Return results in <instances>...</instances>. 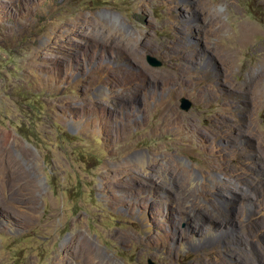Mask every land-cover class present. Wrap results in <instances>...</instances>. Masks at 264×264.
I'll use <instances>...</instances> for the list:
<instances>
[{"label":"rangeland","instance_id":"obj_1","mask_svg":"<svg viewBox=\"0 0 264 264\" xmlns=\"http://www.w3.org/2000/svg\"><path fill=\"white\" fill-rule=\"evenodd\" d=\"M150 261L264 264V0H0V264Z\"/></svg>","mask_w":264,"mask_h":264},{"label":"bare ground","instance_id":"obj_2","mask_svg":"<svg viewBox=\"0 0 264 264\" xmlns=\"http://www.w3.org/2000/svg\"><path fill=\"white\" fill-rule=\"evenodd\" d=\"M193 54L195 55V52L194 51H192L189 55H191V56H193ZM171 111V110H170ZM233 176V175H232ZM148 178H149V181L151 182V184L153 185V186H155V189L157 188V189H162V188H167L168 186H171L174 182L176 183L177 182V184H178V180L177 179H175V180H171L170 181V183L169 182H166V181H164V180H162V179H160V177L157 175V174H155L154 172H150L149 174H148V176H147ZM180 178V177H179ZM239 178H240V176H239ZM183 178L181 177L180 178V180H182ZM233 179V178H232ZM242 179V178H241ZM184 180V179H183ZM240 181V180H239ZM239 181H237V182H239ZM186 182V181H185ZM236 182V181H235ZM219 184V183H218ZM224 184V183H223ZM233 183H228V184H225V185H222V186H225V187H227L228 189L229 188H232L233 187V185H232ZM184 187V186H183ZM237 187H239V188H245L246 190H247V192L248 191H254L255 189H254V187H251L248 183H246V182H242V181H240L239 182V184L237 185ZM171 188V187H170ZM172 191H173V189H172ZM182 192H183V189L181 190ZM205 191V193H206V195L207 196H210V198H212V200L215 198V197H217V193L215 192H208V190H204ZM244 193V192H243ZM248 194V193H247ZM175 195H177V193L175 192ZM188 195V194H187ZM176 197V196H175ZM244 197V196H243ZM209 198V199H210ZM248 198V197H247ZM182 199V198H181ZM196 199V198H195ZM244 199V198H243ZM177 200H180V199H178V197H177ZM217 201V200H216ZM219 205H221V204H219ZM177 209L179 210V211H181V212H187L188 214H190L188 211H187V209H182L181 207H177ZM213 211L216 213V216L215 215H213L214 217H216V218H214V217H212V216H205L204 218H207V220L209 221V222H212L211 220L212 219H217V220H219V219H223L224 218V220L222 221L223 223L225 222V220H227L228 218H229V215H228V213L226 212V211H224V209H222V208H220L219 206H216V203L213 205ZM191 218L194 220V222L196 223L198 220H200V218L197 216V215H191ZM211 219V220H210ZM205 223V222H204ZM222 223V224H223ZM201 225V224H200ZM217 227V226H216ZM96 252H92V250H90V249H87V250H84V257H86L87 258V260L88 261H91L92 260V258H93V256H96Z\"/></svg>","mask_w":264,"mask_h":264},{"label":"water","instance_id":"obj_3","mask_svg":"<svg viewBox=\"0 0 264 264\" xmlns=\"http://www.w3.org/2000/svg\"><path fill=\"white\" fill-rule=\"evenodd\" d=\"M150 64L154 66L161 65V62L154 56H148ZM192 106V102L188 98H182V108L185 110H188ZM149 264H154L152 261L149 262Z\"/></svg>","mask_w":264,"mask_h":264}]
</instances>
